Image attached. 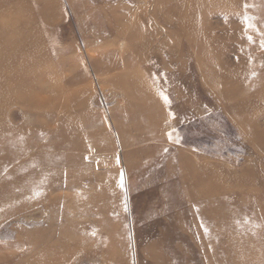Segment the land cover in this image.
Masks as SVG:
<instances>
[{
  "label": "rangeland",
  "instance_id": "1",
  "mask_svg": "<svg viewBox=\"0 0 264 264\" xmlns=\"http://www.w3.org/2000/svg\"><path fill=\"white\" fill-rule=\"evenodd\" d=\"M19 8L46 70L0 97V264H264V0Z\"/></svg>",
  "mask_w": 264,
  "mask_h": 264
},
{
  "label": "bare ground",
  "instance_id": "2",
  "mask_svg": "<svg viewBox=\"0 0 264 264\" xmlns=\"http://www.w3.org/2000/svg\"><path fill=\"white\" fill-rule=\"evenodd\" d=\"M23 0H0V97L4 94H11L12 92H19L21 89L31 86L34 82L32 79L34 75L45 73L46 66L43 59L40 58L37 52L39 46V40L34 35L36 32L33 30L26 32L28 24L22 19V14L19 8L20 3ZM5 5V7H3ZM6 18V20H4ZM32 26V25H31ZM37 55V56H36ZM26 60L25 62L23 60ZM23 61V63H22ZM46 76L41 77L39 84L41 92L47 88L48 83ZM40 92V93H41ZM14 94V93H13ZM16 96H10L0 102L2 107L6 106L10 101L14 100ZM0 98V99H1ZM52 99L49 96L39 95L37 99V108L42 116H45V110L50 109V101ZM2 136H10L8 133L0 134ZM5 139V138H3ZM66 143V140L62 141ZM67 145V144H66ZM20 149V148H18ZM12 150V149H11ZM23 149L17 150L12 154L15 156H8L6 153H10L9 150L3 149L4 158L6 160L10 157L19 156V153ZM9 151V152H7ZM45 163L51 162L50 157L44 156L41 160ZM70 163L68 159H62L61 164ZM47 181V187L50 189L56 188L58 185L49 183Z\"/></svg>",
  "mask_w": 264,
  "mask_h": 264
},
{
  "label": "snow or ice",
  "instance_id": "3",
  "mask_svg": "<svg viewBox=\"0 0 264 264\" xmlns=\"http://www.w3.org/2000/svg\"><path fill=\"white\" fill-rule=\"evenodd\" d=\"M262 46H264V45H262ZM161 95L163 96V99H164L165 103H167V102H168V97L165 96V95H163V93H161ZM122 181H123V174H121V183H120V186H121V187H123V183H122ZM206 231H207V229H205V232H206Z\"/></svg>",
  "mask_w": 264,
  "mask_h": 264
}]
</instances>
